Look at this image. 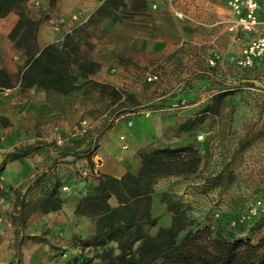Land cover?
<instances>
[{
  "label": "rangeland",
  "instance_id": "1",
  "mask_svg": "<svg viewBox=\"0 0 264 264\" xmlns=\"http://www.w3.org/2000/svg\"><path fill=\"white\" fill-rule=\"evenodd\" d=\"M49 4L50 0H43L39 9ZM180 4V0H124L116 14L96 11L69 34V42L77 50L71 53L73 66L84 55L97 61L100 68L92 78L122 88L124 95L121 97L93 82L68 95L53 91L40 94L35 88L23 93H18L17 89L1 91L0 115L7 116L10 122L7 126L0 125V161L10 151L39 142L52 144L58 139L74 148H84L108 124L110 128L101 137V149L96 150L94 160L99 162L106 151L120 150L133 162L137 155L130 153L132 144L128 132L121 126L162 115L172 123L179 120L177 131L173 127L167 128L171 141L177 143L186 132L193 138L190 143L200 155V164L194 173L176 175V181H182L177 188L185 194L191 193L184 196L194 207L193 214L204 218L220 211L224 222L228 217L248 212L257 198L264 197V81L258 83L257 77L251 73L242 77L240 72L245 67L236 62L229 76L223 73L219 79L185 75L190 73L193 63L182 59L176 45L179 43L182 47V44L195 41L198 27H203L207 21L199 19L201 25L182 20L175 13ZM38 11L32 9L34 13ZM59 13L58 10L53 12L51 25ZM154 37L164 38L169 43L154 47ZM4 60L5 57L0 59ZM23 65L19 64L11 74L15 84ZM154 65L165 74L164 86L142 81L143 69ZM247 78H254V81ZM179 82L180 86H177ZM37 102L51 105L53 109L37 111ZM206 106L211 110L204 111ZM121 110L125 112L114 118L113 114ZM200 134L203 138L199 137ZM149 147L151 144L141 148L138 156L141 157ZM53 158L48 152L35 153L16 163L12 167L14 175H8L17 178L18 184L8 181L7 170L2 171L7 189H0V216L7 220L6 228L3 227L5 235L0 237V264H28L34 252L50 248L54 255L48 264H65L66 257H60L59 252L79 253V247L70 245V239L74 235L87 236L82 227L85 224L89 227L91 220L86 218L81 222L70 213L69 202L75 195V191H70L71 187L62 193L66 207L63 212H58L62 218L71 219L69 228L47 226L45 218L60 219L55 215L57 212H52L54 215L50 218L47 215L43 218L39 209L23 208L22 194L27 184L45 171ZM71 160V157L58 160V169L64 168L63 172L71 173L75 169H88L85 160ZM87 177L91 180L92 175ZM213 218L222 234L227 231L235 236L249 234L254 241L264 234V221H261V228L251 233L249 228L254 219L244 226L231 228L226 224L220 226L219 219ZM32 235L47 239V249H43L45 243L29 237ZM87 254L94 255L96 250L90 249Z\"/></svg>",
  "mask_w": 264,
  "mask_h": 264
},
{
  "label": "trees",
  "instance_id": "2",
  "mask_svg": "<svg viewBox=\"0 0 264 264\" xmlns=\"http://www.w3.org/2000/svg\"><path fill=\"white\" fill-rule=\"evenodd\" d=\"M123 4L124 0H105L101 10L97 11H116ZM11 11L16 12L19 19L9 38L24 51L26 59L16 84L12 82L9 72L0 67V92L16 86L25 92L37 86L68 95L82 85L93 82L109 88L118 97L124 95V90L92 78L100 68V64L92 58L84 55L73 66L71 53L77 50L70 44L69 35L63 41L39 45L37 35L42 20L32 15L28 0H0V16ZM210 110L211 107L206 106L204 111ZM124 112L116 111L113 116L118 118ZM9 122L7 116L0 115V125L7 126ZM109 128L107 124L84 148H74L65 142L59 144L56 140L52 144L39 142L10 151L0 161L1 180L5 172L1 168L5 169L9 162L35 153L53 154L54 161L29 185L46 180L52 182V188L42 199L26 200L25 194H22V203L23 208L27 206L44 213L53 212L63 206L64 191L61 187L64 184L70 185L71 192L75 191L74 198H78L75 215L89 218L94 224V232L87 236H72L73 244L80 250L73 255L66 250L59 252L60 257H66L65 264H93L95 259H99L97 264H264V234L256 241L249 234L235 236L231 231L222 234L216 227L214 212L212 216L200 218L193 214L194 207L182 195L157 188L161 178L170 175L188 176L198 169L200 155L192 143L167 145L142 152V163L137 173L126 171L120 176L96 173L93 156L101 137ZM70 157L71 161L85 160L91 172L89 175L97 180L93 192H88L86 188L90 181L88 175H82L78 169L72 173L63 172L64 168L58 169L57 161ZM3 189H7L5 184ZM155 194L159 195L166 211L171 214V223L160 225L152 232L160 219V215L154 211ZM218 219L220 226H230L231 217L224 222L221 221L222 216ZM261 221H264V214L254 219L249 232L255 233L261 228ZM29 237L47 242L40 236ZM90 249H95L96 254H87Z\"/></svg>",
  "mask_w": 264,
  "mask_h": 264
},
{
  "label": "crops",
  "instance_id": "3",
  "mask_svg": "<svg viewBox=\"0 0 264 264\" xmlns=\"http://www.w3.org/2000/svg\"><path fill=\"white\" fill-rule=\"evenodd\" d=\"M104 1L105 0H50L51 4L43 6L42 9H39L40 11H38L37 13L31 12L34 17L40 18L42 20L37 35L39 45L43 46L46 43L59 41L61 39L59 33L55 32L51 25V16H53L54 11L56 12L58 10L59 12L65 14L67 17H70L72 14H78L81 23H83L97 10H101V5ZM258 2L259 7L257 13L259 19L261 20V23L258 25L257 28L252 31H245L235 34L227 29L229 25V20L233 17L231 9L221 0H180V9H187L188 12L196 18L202 19L205 22L207 21L206 25H204L203 27H198L197 30L199 31H197L194 36L195 41H192L191 44H182V47H179V43L176 45L179 54L183 57L182 59L188 60L189 62L191 61L193 63L190 73L185 75H198V78L210 79H219V77L223 73L225 75L228 73L226 76H229V73L234 70V64L237 58L240 56L239 53L242 51V48L252 38H255L256 36L264 32V0H258ZM107 12H113L114 14H116L118 10ZM18 19L19 15L14 11L9 12L5 16H0V59H2V57H5L6 59L4 61H0V63H2L0 64V67H4L9 72L10 76H12V72L17 69L19 64L22 65L25 63L26 59L24 51L21 48H17L14 41L9 38V34L14 28V26L17 24ZM178 22L183 23L182 21ZM153 41L154 47H158L159 45L163 46L165 45L164 42H166L164 38L155 37ZM214 51L221 53V60L217 62L216 66H210L208 65L207 60ZM12 57L15 60H13ZM96 59L98 60V58ZM98 61L100 62V60ZM240 73L242 77H248L250 73L252 75H255L257 77L258 83L264 81V55L262 57L257 58L253 66L242 68ZM247 80L254 81V78H247ZM177 86H180V82ZM34 88L37 89V92L40 94L47 93L46 90H43L42 88L37 86L31 87V91H33ZM11 89H17L18 93L21 92L17 86L7 90L12 91ZM164 95H167V93ZM37 103V106H35L37 111L53 109L51 105H45L43 102ZM178 123L179 120H176L172 123L168 118H166V116L162 115L158 117H156V115L146 117L143 121L134 123L130 122V125L125 123V126H121V129L123 131L128 132V140L132 144V149L130 153H132V155H137V158H134V161L131 162L130 160L126 159V154L122 153V151L120 150L113 151L112 153H108L106 151L105 155L103 154L100 156L101 160L99 162H96L93 157V160L95 162V172L97 173L99 171L109 173L115 176H120L126 171H132L134 173H137L142 163V158L138 156V152L144 146L146 147L148 144H151V147L147 148L146 150L150 151L154 148L163 147L167 145L182 146L193 141V138L189 134H186V132L182 133L177 143H173L171 141V134L166 132L168 131L167 128L173 127L175 131H177ZM140 129L143 130L140 131ZM106 137L107 136L105 135L104 138L106 139ZM99 148L101 149V146ZM25 158L26 157L11 161L7 164V166H10V168L5 167L4 170H7L6 179L12 184H18L17 178L11 176L14 175L12 167L14 168V165L16 163H21ZM9 172L11 173V175H8ZM176 178H178V176L176 175H170L161 178L157 184V188L176 192L182 195L184 200H186L184 195L189 196V194L191 195V193L185 194L182 192L181 189L179 190L177 186L181 185L182 181H176ZM96 184L97 180L94 176H92L91 180L86 185L87 191L93 192ZM77 201L78 198H74L69 202L68 207L71 210L70 213L72 214V216L80 219V221L82 222V220L86 219V217L76 216L74 212ZM114 202L115 200L112 199V203ZM65 207L66 206L63 205L61 209L53 211V213L57 212V214H54L60 219L50 218L51 215H54L52 212H42L43 218L46 215L50 218H45L48 223L47 226H54L58 228H67L69 226L71 219L62 218V216L58 214V212L60 211L63 212ZM154 211L157 215H160L158 225L155 227V229H157L160 225H169L171 223V214L166 211L165 204L161 203L158 194L154 195ZM4 227L6 228V226ZM82 229V231H84L87 235L93 233V222L90 221L89 227L86 226V224L85 226L83 225ZM67 231L65 230L66 233ZM3 234L5 235V231H2V238L4 237ZM66 243H68V241ZM69 243L70 245H73V241L71 239ZM45 246L46 243L43 246V249H47L45 248ZM53 253L54 252L53 250H51V248L49 250H38L30 256L27 263L48 264L53 260ZM67 253H69V251ZM98 262L99 259H95L93 261V264H97Z\"/></svg>",
  "mask_w": 264,
  "mask_h": 264
},
{
  "label": "built area",
  "instance_id": "4",
  "mask_svg": "<svg viewBox=\"0 0 264 264\" xmlns=\"http://www.w3.org/2000/svg\"><path fill=\"white\" fill-rule=\"evenodd\" d=\"M224 2L232 12V18L229 20L228 30L235 34L245 31H252L258 27L261 23L259 19L257 10L259 7L258 0H221ZM43 0H28V8L32 12V9L39 10L42 6ZM156 6V5H155ZM176 15L184 21L194 22L203 24L201 20L190 14L188 11L176 8ZM81 23L80 17L78 14H72L70 17H67L63 13L57 14L53 19V30L59 33L60 37L63 39L67 35L71 34L75 28ZM264 55V32L260 35L252 38L241 51L240 56L236 60V63L248 67L254 64L255 60ZM221 60V53L214 51L212 55L208 58V64L210 66H216L217 62ZM113 71H116V68H113ZM165 74H163L162 70L157 66H149L142 71V81L153 84V85H165ZM119 89H122L118 87ZM160 88V87H159ZM158 88V89H159ZM151 110V109H148ZM200 138H203V135H199ZM121 139H125V136L122 135ZM59 144L63 142V140H56ZM82 175H89L91 172L89 169L79 170ZM36 179V178H35ZM34 179V180H35ZM3 176L0 180V187L4 188ZM34 180H31L34 181ZM30 182V183H31ZM27 184L24 194L26 200H36L44 198L50 189L52 188V182L42 180L34 185ZM29 186V188H27ZM70 189V185L64 184L61 187L62 191H67ZM254 206L248 210L246 213L239 214L236 217H231L230 227L238 228L239 226H244L246 222L252 220L261 214L264 213V197L257 198L254 202ZM214 217L216 219L221 217L220 211H214ZM7 219L0 216V237L3 231V227L5 221Z\"/></svg>",
  "mask_w": 264,
  "mask_h": 264
},
{
  "label": "bare ground",
  "instance_id": "5",
  "mask_svg": "<svg viewBox=\"0 0 264 264\" xmlns=\"http://www.w3.org/2000/svg\"><path fill=\"white\" fill-rule=\"evenodd\" d=\"M7 168H10V166H8ZM10 173V172H9Z\"/></svg>",
  "mask_w": 264,
  "mask_h": 264
}]
</instances>
